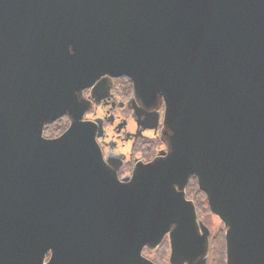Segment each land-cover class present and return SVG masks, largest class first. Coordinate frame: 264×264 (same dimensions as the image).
<instances>
[{
  "label": "water",
  "instance_id": "water-1",
  "mask_svg": "<svg viewBox=\"0 0 264 264\" xmlns=\"http://www.w3.org/2000/svg\"><path fill=\"white\" fill-rule=\"evenodd\" d=\"M120 77L165 146L121 181L83 96ZM190 178L225 264H264V0H0V264H207Z\"/></svg>",
  "mask_w": 264,
  "mask_h": 264
},
{
  "label": "flooded vegetation",
  "instance_id": "flooded-vegetation-1",
  "mask_svg": "<svg viewBox=\"0 0 264 264\" xmlns=\"http://www.w3.org/2000/svg\"><path fill=\"white\" fill-rule=\"evenodd\" d=\"M105 83L96 94H92L91 89L83 93L92 104L84 120L102 128L98 146L103 159L108 161L107 167L121 181L131 176L137 164H147L165 151L159 136L164 106L142 107L133 97L132 83L127 84L123 77L106 78ZM136 111L140 112V117H136ZM157 113L159 120L155 129H146L154 124L153 117ZM62 119L69 124L67 117Z\"/></svg>",
  "mask_w": 264,
  "mask_h": 264
},
{
  "label": "trees",
  "instance_id": "trees-1",
  "mask_svg": "<svg viewBox=\"0 0 264 264\" xmlns=\"http://www.w3.org/2000/svg\"><path fill=\"white\" fill-rule=\"evenodd\" d=\"M123 81H125L127 84H130V81L123 77ZM66 120L59 119L58 121L48 125L44 129V137L52 138L53 136H58L62 134L66 130V126H64L66 123ZM56 134V135H54ZM185 196L188 200H192L197 214L206 213L209 214V206L207 202V198L204 193H202L198 189L197 180L195 178H190L189 183L185 190ZM211 248L213 250V259L212 264H225V239H224V231L223 229L217 234V236L210 242V251L209 256L211 254ZM169 251V242L168 238H164L161 245L154 251H146L144 250L143 253H154L158 256H161L163 258H166ZM158 264H160L157 261H154Z\"/></svg>",
  "mask_w": 264,
  "mask_h": 264
},
{
  "label": "rangeland",
  "instance_id": "rangeland-1",
  "mask_svg": "<svg viewBox=\"0 0 264 264\" xmlns=\"http://www.w3.org/2000/svg\"><path fill=\"white\" fill-rule=\"evenodd\" d=\"M65 123L66 124L64 126L67 127L68 126V122H65ZM54 135H56V134H54ZM58 136H56V137H58ZM56 137L53 136L52 138H56ZM197 218H198V220H200L209 229V231L211 233V237L209 239V251H210V242L223 229V225H222L221 221L217 217L211 215L210 213L209 214H206V213L197 214ZM223 231H224V229H223ZM143 256L145 258L149 259L152 262L157 261L160 264H169V262H168L169 251H168V254H167L166 258H163L162 255L161 256H158L157 254L147 253V252L143 253ZM212 259H213V250L211 248V254H210V256L208 254V263L207 264H212ZM154 263H156V262H154ZM156 264H158V263H156Z\"/></svg>",
  "mask_w": 264,
  "mask_h": 264
},
{
  "label": "bare ground",
  "instance_id": "bare-ground-1",
  "mask_svg": "<svg viewBox=\"0 0 264 264\" xmlns=\"http://www.w3.org/2000/svg\"><path fill=\"white\" fill-rule=\"evenodd\" d=\"M122 78V77H121ZM132 85V84H131ZM127 96V95H126ZM65 119H66V117H65ZM69 125V124H68ZM61 135V134H60Z\"/></svg>",
  "mask_w": 264,
  "mask_h": 264
}]
</instances>
